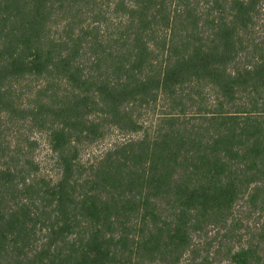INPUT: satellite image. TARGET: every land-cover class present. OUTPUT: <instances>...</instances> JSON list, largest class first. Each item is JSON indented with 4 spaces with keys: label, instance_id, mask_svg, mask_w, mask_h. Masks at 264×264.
<instances>
[{
    "label": "trees",
    "instance_id": "16d2710c",
    "mask_svg": "<svg viewBox=\"0 0 264 264\" xmlns=\"http://www.w3.org/2000/svg\"><path fill=\"white\" fill-rule=\"evenodd\" d=\"M0 264H264V0H0Z\"/></svg>",
    "mask_w": 264,
    "mask_h": 264
},
{
    "label": "rangeland",
    "instance_id": "374dc122",
    "mask_svg": "<svg viewBox=\"0 0 264 264\" xmlns=\"http://www.w3.org/2000/svg\"><path fill=\"white\" fill-rule=\"evenodd\" d=\"M128 136L123 134H119L117 132H110L102 141H98L90 146L85 147V151H83L81 156L82 162H89L93 159L97 154L109 148L111 144L116 142L125 140ZM40 145L36 153V158L43 167L44 175L48 177H55L56 172L52 170L51 164L53 156L47 151L45 144H43V139L39 138ZM218 241V239L216 240Z\"/></svg>",
    "mask_w": 264,
    "mask_h": 264
}]
</instances>
